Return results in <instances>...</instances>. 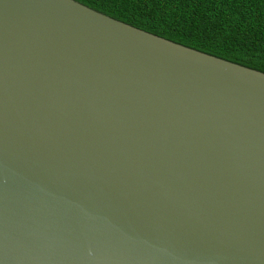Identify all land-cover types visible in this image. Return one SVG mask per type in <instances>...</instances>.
<instances>
[{"label":"water","instance_id":"95a60500","mask_svg":"<svg viewBox=\"0 0 264 264\" xmlns=\"http://www.w3.org/2000/svg\"><path fill=\"white\" fill-rule=\"evenodd\" d=\"M0 264H264V73L0 0Z\"/></svg>","mask_w":264,"mask_h":264},{"label":"trees","instance_id":"16d2710c","mask_svg":"<svg viewBox=\"0 0 264 264\" xmlns=\"http://www.w3.org/2000/svg\"><path fill=\"white\" fill-rule=\"evenodd\" d=\"M183 46L264 73V0H76Z\"/></svg>","mask_w":264,"mask_h":264}]
</instances>
